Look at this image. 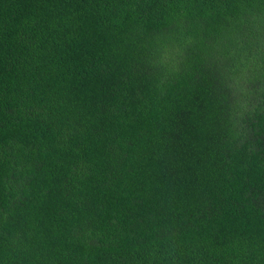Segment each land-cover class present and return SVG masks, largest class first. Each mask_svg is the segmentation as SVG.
<instances>
[{"label": "trees", "instance_id": "trees-1", "mask_svg": "<svg viewBox=\"0 0 264 264\" xmlns=\"http://www.w3.org/2000/svg\"><path fill=\"white\" fill-rule=\"evenodd\" d=\"M0 264H264V0H0Z\"/></svg>", "mask_w": 264, "mask_h": 264}]
</instances>
